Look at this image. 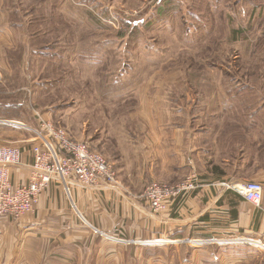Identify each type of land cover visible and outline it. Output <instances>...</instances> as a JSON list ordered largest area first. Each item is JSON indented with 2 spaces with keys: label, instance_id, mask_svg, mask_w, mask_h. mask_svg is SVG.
Returning a JSON list of instances; mask_svg holds the SVG:
<instances>
[{
  "label": "rangeland",
  "instance_id": "1",
  "mask_svg": "<svg viewBox=\"0 0 264 264\" xmlns=\"http://www.w3.org/2000/svg\"><path fill=\"white\" fill-rule=\"evenodd\" d=\"M5 1L21 45L8 47L13 60L0 69V102L22 106L7 113L0 107V117L20 112L36 128L37 112L51 119L114 165L118 187L117 146L101 141L109 127L117 134L140 131L144 113L153 127L180 125L189 116L200 127L223 122L230 111L244 115L243 106L240 112L228 100L237 94L244 106H264V0ZM35 17L38 23L29 26ZM26 137L10 133L0 144L39 143L35 136L21 141ZM129 254V264H143L141 250Z\"/></svg>",
  "mask_w": 264,
  "mask_h": 264
},
{
  "label": "crops",
  "instance_id": "2",
  "mask_svg": "<svg viewBox=\"0 0 264 264\" xmlns=\"http://www.w3.org/2000/svg\"><path fill=\"white\" fill-rule=\"evenodd\" d=\"M9 11L0 0V69H10L8 47L21 45ZM139 115L146 118L144 129L117 134L109 127L101 139L117 146L113 159L122 187L84 188L73 180L68 196L61 182H52L33 212L0 218V264H129L130 250L143 252V264H264V191L259 207L235 189L250 180L264 187L262 131L240 129L230 111L223 122L203 121L202 127L195 116L156 125L158 143L150 115ZM10 121L28 125L0 117L1 142L14 132L27 136L23 142L35 140ZM11 172L15 183L28 179L27 169ZM192 172L199 186L172 198L163 211L154 213L141 197L150 180L173 183Z\"/></svg>",
  "mask_w": 264,
  "mask_h": 264
},
{
  "label": "built area",
  "instance_id": "3",
  "mask_svg": "<svg viewBox=\"0 0 264 264\" xmlns=\"http://www.w3.org/2000/svg\"><path fill=\"white\" fill-rule=\"evenodd\" d=\"M37 115L40 122L37 128L20 121L10 122L27 128L39 143L33 144L30 150L0 144V218L8 215L19 219L33 212L42 192L54 181L64 185L68 196H71L70 183L73 180L84 188L118 187L115 168L110 161L91 150L86 141L72 137L66 129L55 126L51 119L44 118L39 112ZM13 167L28 170L26 182L13 181ZM198 186V175L192 172L176 184L152 181L146 187L143 198L157 213L167 209L172 198ZM235 189L251 203L261 206L264 191L261 182L246 181L237 184ZM72 206L76 208L74 203ZM110 238L118 242L126 241L113 236ZM262 246L264 248V243Z\"/></svg>",
  "mask_w": 264,
  "mask_h": 264
},
{
  "label": "trees",
  "instance_id": "4",
  "mask_svg": "<svg viewBox=\"0 0 264 264\" xmlns=\"http://www.w3.org/2000/svg\"><path fill=\"white\" fill-rule=\"evenodd\" d=\"M45 1H52V0H45ZM39 5V4H38ZM37 5V7L35 8L34 12L35 14L38 13V9H39V6ZM49 7H53L54 5H48ZM43 8V7H42ZM17 11V10H16ZM15 11V12H16ZM18 14V12H17ZM44 15H48V14H45L43 13ZM41 14L40 18H44V15ZM48 18L51 19V21H55V18L54 16L52 15V13L50 15H48ZM40 22V21H39ZM35 23H38V18L35 17V19L33 18L31 21H30V24L29 26L32 27L33 24ZM15 25V23L13 24ZM35 34V36L39 37V29L36 30L33 35ZM49 49V47L47 46L46 50H43V51H47ZM40 48H38V50H35L37 52H39ZM13 60V59H11ZM239 90H241V87H238ZM241 95L240 94H237V95H232L228 100L230 102V104L232 103V106H238V109L237 110H240V108H242V106L244 107L243 109V113L244 115H241L240 117H237L234 113V117L239 120V123H241V126L243 127H240V129H245V130H248V129H257V130H260L262 131L261 133L263 134L264 136V116L263 114H261L260 110L264 108V106L262 107V104L260 106H256V105H247V106H244V104L246 103L245 101L242 103V99L240 97ZM22 105L21 104H14V103H1L0 102V107H2L3 111L2 113H7V110L10 109V108H15V109H18L20 108ZM240 112H242V110H240ZM9 115H12L10 116V118H21V114L19 112V115L18 114H15L14 112H10ZM236 128V127H235ZM264 143V142H263ZM264 154V153H263Z\"/></svg>",
  "mask_w": 264,
  "mask_h": 264
}]
</instances>
